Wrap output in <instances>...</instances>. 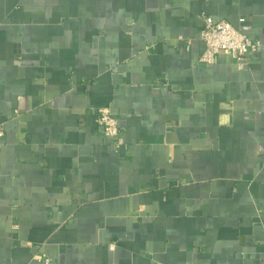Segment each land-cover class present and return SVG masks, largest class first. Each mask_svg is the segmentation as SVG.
Returning <instances> with one entry per match:
<instances>
[{
	"label": "crops",
	"instance_id": "1",
	"mask_svg": "<svg viewBox=\"0 0 264 264\" xmlns=\"http://www.w3.org/2000/svg\"><path fill=\"white\" fill-rule=\"evenodd\" d=\"M203 15L264 40V0H0V264H264V50L201 61Z\"/></svg>",
	"mask_w": 264,
	"mask_h": 264
},
{
	"label": "built area",
	"instance_id": "2",
	"mask_svg": "<svg viewBox=\"0 0 264 264\" xmlns=\"http://www.w3.org/2000/svg\"><path fill=\"white\" fill-rule=\"evenodd\" d=\"M203 20L204 26L199 32L205 43V51L200 57L203 62H213L217 55L226 53L231 55L242 69L249 65L251 53L264 50V40L247 35L227 19L216 20L211 15H203ZM97 121L105 136L112 139L116 147L125 143L119 121L110 106L98 109ZM4 133V128L0 125V136ZM43 259L50 263L49 258Z\"/></svg>",
	"mask_w": 264,
	"mask_h": 264
}]
</instances>
